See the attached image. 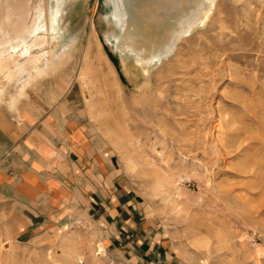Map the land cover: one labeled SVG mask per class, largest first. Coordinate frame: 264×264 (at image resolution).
I'll list each match as a JSON object with an SVG mask.
<instances>
[{
	"label": "rangeland",
	"instance_id": "obj_1",
	"mask_svg": "<svg viewBox=\"0 0 264 264\" xmlns=\"http://www.w3.org/2000/svg\"><path fill=\"white\" fill-rule=\"evenodd\" d=\"M123 1L121 30L113 0H67L60 39L44 48L60 61L26 84L0 77V109L76 91L165 236L162 264H264V0H216L151 65L123 47L148 58L200 0ZM13 213L0 200V264H133L84 212L28 239Z\"/></svg>",
	"mask_w": 264,
	"mask_h": 264
},
{
	"label": "crops",
	"instance_id": "obj_2",
	"mask_svg": "<svg viewBox=\"0 0 264 264\" xmlns=\"http://www.w3.org/2000/svg\"><path fill=\"white\" fill-rule=\"evenodd\" d=\"M78 98L67 90L54 102L29 96L0 109V200L14 212L17 238L84 212L101 227L103 246L133 264H162L165 236Z\"/></svg>",
	"mask_w": 264,
	"mask_h": 264
},
{
	"label": "bare ground",
	"instance_id": "obj_3",
	"mask_svg": "<svg viewBox=\"0 0 264 264\" xmlns=\"http://www.w3.org/2000/svg\"><path fill=\"white\" fill-rule=\"evenodd\" d=\"M66 1L0 0V77L7 83H25L43 76L60 61L59 56L62 53L59 55L57 52L54 55L53 51H44V48L51 49L60 39L58 33L61 30V14ZM215 1L200 0L198 6L195 5L196 9L191 10L188 16L178 22L179 29L173 32L170 41L158 51H152L148 58L142 57V49H135L131 45L124 46V51L146 65L161 63L174 51L181 36L190 34L193 27L204 24L205 16L212 13ZM201 15H204V18ZM113 17L119 28L124 30L127 11L123 0H113ZM41 63L43 67H40ZM96 251L97 254L104 251L101 244L96 245ZM81 259L82 256H76L77 261L81 262ZM8 263V255L5 254L3 264Z\"/></svg>",
	"mask_w": 264,
	"mask_h": 264
}]
</instances>
